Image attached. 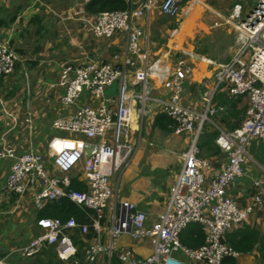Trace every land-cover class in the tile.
I'll return each mask as SVG.
<instances>
[{
    "label": "crops",
    "instance_id": "crops-1",
    "mask_svg": "<svg viewBox=\"0 0 264 264\" xmlns=\"http://www.w3.org/2000/svg\"><path fill=\"white\" fill-rule=\"evenodd\" d=\"M163 1L0 0V23L4 24L0 26V44H9L21 57L13 74L0 77V150L8 146L16 154L33 153L41 157L52 177H67L73 188L81 184L75 189L87 190L84 158L70 171H63L52 157L49 144L53 138L98 140L56 129L53 123L58 118L74 115L81 106L106 107L115 111L119 85L116 83L107 88L102 99H95L83 91L76 104L66 105L63 102L65 88L59 83L60 74L64 68L89 65L125 67L129 93H139L141 87L135 84L134 70L126 64L129 35L120 31L111 37H97L91 24L101 12L139 9L148 2L152 8L138 20L143 36L139 41V52L132 59L136 67H144L148 58L149 63L159 61L162 71H170L177 60L183 58L193 71L183 83L182 104L202 112L205 91H211L215 85L217 66L230 63L237 54L238 32L232 22L235 7L240 5L243 15L247 16L259 0H183V12L178 17H170L161 11ZM219 37L226 45L217 41L222 39ZM206 38H209L207 42ZM200 41L203 42L199 48L197 42ZM58 49L63 50V54ZM151 82L152 96L165 97L167 91L160 76H153ZM248 105L246 96L231 94L229 84H222L216 91L212 102L216 113L211 116L214 124L204 126L198 143L200 156L209 165L204 170L207 186L229 162V155L216 144L219 131L238 128L246 119ZM130 108L123 141L134 147V156L121 175L113 179V197L108 203L100 232L91 233V239L83 238L79 230L68 232L78 248L110 244L112 216L122 202L136 204L138 210L146 214V226L150 227L171 201L183 168V154L190 148L194 134H175L176 124L157 103L150 104L142 121L134 98L130 100ZM113 138L114 128H111L106 134L111 149ZM246 151L244 173L228 188L241 208L253 204L257 192L254 184L264 179V144L259 139H252ZM11 166L10 159L0 160V259L10 256V264H18L22 259L28 264H90L82 255L68 262L59 259L56 245L43 246L38 253L27 258L22 256L23 249L42 233L37 227L38 220L51 218L48 216L53 212L51 206L54 203L61 205L62 199L44 202L41 209L37 208L35 200L42 188L37 176L32 182H26L24 194L8 192L6 184ZM205 215L211 218L209 213ZM70 218L78 221L74 215ZM78 222H89V219L81 216ZM206 236L205 226L192 223L183 230L180 241L186 248L196 250L205 243ZM224 241L239 255L226 257L222 264H264V207L256 206L242 224L226 233ZM43 250L46 254H40ZM124 250L146 258L152 255L153 246L149 239L134 241L129 234H124L111 256L107 252L101 253L92 264L120 263L119 255ZM52 252L56 259L50 256ZM175 258L183 264H204L183 252L175 253Z\"/></svg>",
    "mask_w": 264,
    "mask_h": 264
},
{
    "label": "built area",
    "instance_id": "built-area-1",
    "mask_svg": "<svg viewBox=\"0 0 264 264\" xmlns=\"http://www.w3.org/2000/svg\"><path fill=\"white\" fill-rule=\"evenodd\" d=\"M182 1L164 0L160 9L170 17H178L182 12ZM151 8L152 4L148 2L139 9L104 11L91 24L97 37H111L120 31L129 35V58L126 64L134 70L135 84L141 87L139 93H129L125 67L89 65L75 69L64 68L60 74L59 83L65 88L63 102L66 105L76 104L83 91L89 92L95 99H102L107 88L116 83L119 85L115 111L106 107L95 109L81 106L74 115L58 118L53 123L56 129L82 134L89 140H98L91 142L53 138L49 144L52 157L63 171H70L84 158L87 190L72 188L71 180L67 177H52L41 157L33 153L16 154L8 146L0 150V160L10 159L12 162L7 191L22 195L27 190L26 182H32L33 177L37 176L42 184L35 200L37 208L41 209L44 202L68 198L91 219L88 224L79 223L74 218L66 221L58 217L41 218L37 225L42 233L23 249L24 258L35 255L47 244L56 245L59 259L67 261L78 254V248L68 233L70 230H79L84 238L92 232H100L108 203L113 197V179L118 178L130 165L135 152L129 142L123 141L129 125L132 98L138 102L140 121L148 113L150 104L157 103L163 113L176 124L175 134L193 133V141L184 155L183 169L171 201L158 215V220L147 227L146 214L138 210L133 202H122L112 216L110 244L99 243L85 248L86 262L94 263L104 252L111 256L124 234H129L134 241L151 240L153 253L146 258H139L133 251L124 250L119 255L123 264H183L175 258L177 252H183L187 257L204 264H222L226 257L239 255L224 242V236L248 218L253 206L241 208L229 194L228 188L243 173L247 144L255 138L264 143V0H259L242 21V7H235L232 22L238 32L237 54L230 63L217 66L215 85L211 91H205L202 112L182 104L183 83L191 77L193 71L183 58L178 59L170 71H162L159 61L149 63L148 58L144 67H136L132 59L139 52V41L143 36L138 20ZM20 60L19 53L11 49L9 44H0V77L13 74ZM155 75L164 81L167 94L163 98L152 96L151 78ZM222 84H229L233 96H246L249 105L246 120L239 129L219 131L216 144L229 155V162L222 173L207 186L204 170L208 168V163L198 156L197 140L206 124H214L211 116L216 110L212 102ZM111 128H114L113 149L109 148L106 139L107 131ZM263 184V181L255 183L259 191L254 197V205L264 206ZM206 213L211 218H207ZM192 223H201L207 229L205 244L196 250L186 248L180 241L181 233ZM9 257L0 259V264H10ZM18 264L28 262L22 259Z\"/></svg>",
    "mask_w": 264,
    "mask_h": 264
},
{
    "label": "trees",
    "instance_id": "trees-1",
    "mask_svg": "<svg viewBox=\"0 0 264 264\" xmlns=\"http://www.w3.org/2000/svg\"><path fill=\"white\" fill-rule=\"evenodd\" d=\"M3 25L4 24L0 23V26ZM78 186L81 187L82 185L81 184L74 185L75 188H78ZM54 205L51 206V210L53 212H49L48 214V216H51L52 218L58 217L61 220L66 221L67 219L72 217V215H74L77 217L78 221H81V216H83V218L86 217L85 211L79 208L75 203L71 202L67 198H62L61 205H58L57 203H54ZM91 238H92L91 236H88V239ZM114 264H121V263L115 262Z\"/></svg>",
    "mask_w": 264,
    "mask_h": 264
},
{
    "label": "clouds",
    "instance_id": "clouds-1",
    "mask_svg": "<svg viewBox=\"0 0 264 264\" xmlns=\"http://www.w3.org/2000/svg\"><path fill=\"white\" fill-rule=\"evenodd\" d=\"M183 2V1H182ZM127 10V9H126ZM246 113H247V111H246ZM246 120V119H245ZM244 120V121H245ZM243 121V122H244ZM243 122H242V124H243ZM242 124L238 127V128H236V129H239L241 126H242ZM176 128V127H175ZM235 130V129H234ZM233 131V130H232ZM201 135V134H200ZM219 135V134H218ZM194 137V136H193ZM218 137V136H217ZM199 139H200V136H199V138H198V140H197V146H198V148H199V145H198V143H199ZM255 139H257V138H255ZM260 140V139H259ZM192 141H193V138H192ZM261 141V140H260ZM262 142V141H261ZM192 144V143H191ZM264 144V143H263ZM189 150V149H188ZM223 151V150H222ZM188 151H186L184 154H183V161H184V155L187 153ZM224 152V151H223ZM226 153V152H225ZM200 158H202L201 156H200V148H199V155H198ZM204 159V158H203ZM246 161V160H245ZM208 163V162H207ZM245 163V162H244ZM183 165H184V162H183ZM209 166V165H208ZM183 169V168H182ZM243 173H244V165H243ZM243 173H242V175H243ZM241 175V176H242ZM241 176H239V177H241ZM238 177V178H239ZM237 178V179H238ZM236 179V180H237ZM260 181H263L264 182V179H262V180H259V181H257V182H260ZM256 183V182H255ZM7 185V184H6ZM255 185V184H254ZM72 186V185H71ZM263 188H264V184L263 185H261ZM229 187H231V186H229ZM73 188V187H72ZM255 188H256V186H255ZM75 189V188H74ZM256 190H257V192H256V194L258 193V191H259V189L258 188H256ZM9 192V191H8ZM12 193V192H11ZM256 196V195H255ZM62 199V198H61ZM68 199V198H67ZM71 201V200H70ZM72 202V201H71ZM237 203V202H236ZM238 204V203H237ZM251 206H253V209L256 207V206H259V205H254V202H253V204L251 205ZM261 207H264V206H261ZM247 208V207H246ZM89 213L91 214V215H93V212H91V211H89ZM86 216L88 217V214H86ZM52 218V217H51ZM75 219V218H74ZM88 219H89V222H87L88 224H90L91 223V219L88 217ZM76 220V219H75ZM78 222V221H77ZM79 223H82V222H79ZM242 224V223H241ZM37 227H38V225H37ZM39 228V227H38ZM40 229V228H39ZM93 233V232H92ZM91 235V234H90ZM90 235H88V236H90ZM226 235V234H225ZM88 236L87 237H85V239L87 238L88 239ZM84 238V237H83ZM225 240V239H224ZM205 241H206V239H205ZM74 242V241H73ZM225 242V241H224ZM226 243V242H225ZM74 244H75V242H74ZM205 244V243H204ZM227 244V243H226ZM76 245V244H75ZM77 246V245H76ZM229 246V245H228ZM78 248V247H77ZM84 254H85V247H81V248H78V254L75 256V257H73V258H71V259H74V258H76V257H78L79 255H82L83 256V258L85 259V257H84ZM6 257V256H5ZM4 258V257H3ZM71 259H69V260H71ZM69 260H67V262L69 261ZM86 261V260H85ZM120 263L121 264H123L121 261H120ZM90 264H92V263H90Z\"/></svg>",
    "mask_w": 264,
    "mask_h": 264
},
{
    "label": "rangeland",
    "instance_id": "rangeland-1",
    "mask_svg": "<svg viewBox=\"0 0 264 264\" xmlns=\"http://www.w3.org/2000/svg\"><path fill=\"white\" fill-rule=\"evenodd\" d=\"M183 12V11H182ZM181 12V13H182ZM182 16V15H181ZM155 17L157 18V14L155 13ZM164 17H167V16H164ZM169 18V17H168ZM246 18V14H244L243 16H242V19L240 20V21H242V20H244ZM178 19H181V17H179ZM19 24V23H18ZM217 30H215L214 31V33L216 32ZM219 38H222V37H219ZM209 40V38H206V42ZM217 41L218 42H220L222 45H226V42H225V40L222 38V39H217ZM202 42L203 41H200V43H198L197 42V45H198V47L200 48V45L202 44ZM207 47L208 46H206L205 47V49H207ZM58 51L60 52V53H62L63 54V50H61V49H58ZM67 136H69V134H67ZM224 239H225V236H224ZM45 246H47V244L45 245ZM40 254H46V252H44V250L40 253ZM50 256L53 258V259H56L57 257H56V255H55V253H53L52 252V254H50ZM56 264H62V262H60V263H56Z\"/></svg>",
    "mask_w": 264,
    "mask_h": 264
}]
</instances>
